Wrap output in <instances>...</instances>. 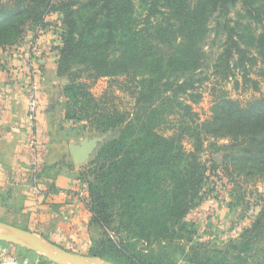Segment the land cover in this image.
Returning <instances> with one entry per match:
<instances>
[{"label":"trees","instance_id":"obj_1","mask_svg":"<svg viewBox=\"0 0 264 264\" xmlns=\"http://www.w3.org/2000/svg\"><path fill=\"white\" fill-rule=\"evenodd\" d=\"M58 12L64 27L52 49L58 75L69 79L65 118L111 131L81 176L91 223L112 227L120 239L106 232L90 253L117 264H174L164 253L188 255L179 240L196 233L186 217L208 198L212 174L264 178V94L243 101L222 90L201 121L183 97L190 87L182 79L203 67L202 43L213 31L223 37L217 78L236 77L238 85L260 92L264 0H0V49L19 44L29 31L38 37ZM84 77L117 82L133 98V111L114 106L106 93L95 97ZM256 204L261 209L240 239H231L226 250L197 242L190 260L249 264L250 252L264 240V197ZM142 241L149 247L139 246Z\"/></svg>","mask_w":264,"mask_h":264},{"label":"rangeland","instance_id":"obj_2","mask_svg":"<svg viewBox=\"0 0 264 264\" xmlns=\"http://www.w3.org/2000/svg\"><path fill=\"white\" fill-rule=\"evenodd\" d=\"M62 19L63 13H53L47 18V26L43 29L39 28L38 31L44 32L46 29L45 33L50 32L52 35H59L64 27ZM214 24L215 17H213L210 21V25L213 26ZM28 43L29 42L24 44L19 42L18 49L23 51V49H25L24 46H27ZM222 44L223 37L216 35L215 32L212 31L202 43V48L205 52V62L203 67L199 71L187 74L182 78L183 80H187L188 87H190L188 93L184 94L183 97L190 104H192L193 109L199 114L201 121H204L210 117V108L215 98V94H218L222 90H227L231 96L239 98L243 101H246L253 96H260L264 94V82L261 84V91L255 92L252 89H246L242 83L238 85L236 82V77L225 81H220L217 78L215 75V65L217 63L218 56L222 51ZM21 66L23 68V65ZM62 78H64V88V85L69 82V79L67 77ZM82 80L89 83L90 90L95 95V97H101L106 93L107 99L111 100L113 98L111 103H113L114 106H117L120 109L133 111L134 100L130 93L120 89V86H117V82H112L111 78L101 77L97 80H91L84 77ZM112 85V90L115 91L114 96L111 95ZM62 130L64 134L67 135L68 140L74 144L79 143L85 138L102 136L108 133L111 135V131L102 133L96 130V128L91 126L88 120L75 122L66 120L65 118ZM186 146L188 148L191 147L189 140H186ZM39 148L40 147L38 146V152L40 153ZM95 153L83 164H75L72 156L70 157V161L68 163L70 166H68L70 167V171H73V175L71 177L76 179V181L75 183L72 182L71 185L68 186L65 184H56L54 182L43 185V181L39 179V158L38 164L36 166L32 167L30 162L31 175L33 179L31 181L32 192L24 190V193L18 191V193L13 194H0V221H5L23 229L30 230L28 229L27 220L30 218V214H32L34 211L37 212V214L34 212L35 217H38L39 212L37 207L41 198H37L36 194L38 197L43 195V197L46 199L49 198V203L53 205V207H51V212L49 213L50 220L54 218L55 212L59 213L58 211H55L58 210L56 207H60L59 210L64 212L68 205L71 206L80 204L86 211H90V215L92 217V212L88 206V185L87 182L84 181V176H81V174L88 169ZM209 157L210 154L207 152L204 155V158L208 159ZM35 169L38 177H36V180L34 179ZM210 180V185H207L208 198L199 208L191 211L186 217L187 221L191 224L189 230L194 229L196 230V233L191 236L190 241H186L189 239L188 234H185L183 239L179 240L180 244L185 246V254H188V258L187 256L185 257L184 254L178 255V252L172 250H170L168 253H164V255H171L175 262L174 264H196L189 258L191 253L189 249L192 248L197 242L209 244L211 248H213L216 244L222 248V250H226V245L231 239L238 240L241 238L240 234L243 232L244 227L250 225L252 220L259 213L258 211L261 209L256 203L259 198L264 197V178L246 179L236 176L234 180H229V178L223 175V172H220L217 175L212 174L210 176ZM40 184L43 185V187L46 186V190H40ZM35 186L38 187V190L34 189ZM44 191L45 193H43ZM243 197H245V201L243 200ZM91 217L90 225L85 231L86 235L82 236L85 239L83 243L63 245L52 241L48 236H46V234H39L35 231L32 232L38 234L41 238H44L47 241H52L57 245L77 254L98 257L103 260L115 263L111 259L91 255V248L94 245L98 247L99 242L105 239L106 232L116 243H118L120 239V236H117L115 230L112 227H110L111 229L107 228L105 230L98 224L93 222L91 223ZM42 229L45 230L47 228L42 227ZM76 236L78 237L79 235L76 234ZM142 244L145 248L149 247L148 243L145 241H142L139 246H142ZM13 245L17 249L19 255L22 257H29L31 259L45 257V255H43L41 252L34 251L21 245ZM151 248L158 250L160 247L154 243ZM146 251L151 253L149 249H146ZM109 256L112 257L111 255ZM159 258L164 257L161 254L159 257L155 258V260ZM248 259L249 264H260L262 261H264V240H261L257 243V245L254 247V251L252 250L250 252Z\"/></svg>","mask_w":264,"mask_h":264},{"label":"crops","instance_id":"obj_3","mask_svg":"<svg viewBox=\"0 0 264 264\" xmlns=\"http://www.w3.org/2000/svg\"><path fill=\"white\" fill-rule=\"evenodd\" d=\"M46 31V29H45ZM40 32L35 37L34 31H29L20 42H36L37 52H29V45L20 51L19 44L11 49H0V81L5 93V106L0 110V194L24 193L32 190V175L30 165V147L27 124L26 89L22 84L23 70L29 69L40 81V108L37 121L39 138V176L43 185L59 183L71 185L76 179L71 177L70 145L62 127L65 121L64 109V78L57 72V51L52 48L60 44L59 35L50 32ZM28 43V44H29ZM27 54L32 56L29 64ZM55 57V58H54ZM23 65V68L22 66ZM69 165V166H68ZM40 184V190H46ZM44 188V189H43ZM32 192V191H31ZM45 193V191L43 192ZM37 210L30 214L27 220L28 229L39 234H46L52 241L63 245L79 244L85 241V231L90 225V211L80 205H68L65 211L55 212L54 218L49 219L52 204L49 198L39 196ZM54 211V210H53ZM87 213V214H86ZM48 226V227H45ZM42 227L47 229H42ZM76 234L79 236L77 237ZM67 247V246H66Z\"/></svg>","mask_w":264,"mask_h":264},{"label":"water","instance_id":"obj_4","mask_svg":"<svg viewBox=\"0 0 264 264\" xmlns=\"http://www.w3.org/2000/svg\"><path fill=\"white\" fill-rule=\"evenodd\" d=\"M109 137L110 134L108 133L102 136L85 138L76 144L71 143L70 153L74 163L83 164ZM0 241L21 245L41 252L48 260L59 264H115L98 257L77 254L52 241L41 238L38 234L30 230L23 229L5 221H0Z\"/></svg>","mask_w":264,"mask_h":264},{"label":"built area","instance_id":"obj_5","mask_svg":"<svg viewBox=\"0 0 264 264\" xmlns=\"http://www.w3.org/2000/svg\"><path fill=\"white\" fill-rule=\"evenodd\" d=\"M29 45V52L35 53L38 51V44L36 42H31ZM32 59V56L27 54L26 60L29 64ZM30 61V62H29ZM22 76V84L26 89V99H27V130L29 134V147H30V162L33 166L38 164L39 152V138L37 134V121L38 113L40 108V81L36 75L27 69L25 72L24 69ZM5 106V93L0 81V110L4 109ZM34 179L36 180L37 174L36 169L34 172ZM38 178V177H37ZM34 189L38 190V187L35 186ZM37 193V191H36ZM52 262V261H51ZM0 264H44L39 258L31 259L29 257H22L19 255L17 249L13 244L0 241ZM51 264H59L52 262Z\"/></svg>","mask_w":264,"mask_h":264}]
</instances>
